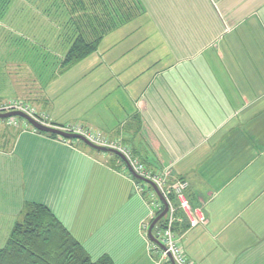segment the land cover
<instances>
[{
	"label": "crops",
	"instance_id": "obj_1",
	"mask_svg": "<svg viewBox=\"0 0 264 264\" xmlns=\"http://www.w3.org/2000/svg\"><path fill=\"white\" fill-rule=\"evenodd\" d=\"M56 1L72 0L12 4ZM141 2L137 27L127 28L133 19L110 30L40 104L53 122L122 137L148 169L188 180L190 206L207 217L191 225L178 211L174 229L190 261L264 264V0ZM5 123L0 227H13L26 202L40 203L94 260L169 264L145 235L155 190L146 181L137 189L120 155Z\"/></svg>",
	"mask_w": 264,
	"mask_h": 264
},
{
	"label": "trees",
	"instance_id": "obj_2",
	"mask_svg": "<svg viewBox=\"0 0 264 264\" xmlns=\"http://www.w3.org/2000/svg\"><path fill=\"white\" fill-rule=\"evenodd\" d=\"M12 2L13 0H0V25L6 16V6ZM44 9L56 10L57 15L59 14L57 19L51 20H54L56 26L61 27V31L56 33L57 38L62 37L60 54H55L52 50L43 52L45 56L41 61L44 62V70L49 66L50 71L48 76L46 73L47 80L64 73L96 51L110 30L145 13L141 0H72L67 3L56 1L47 4ZM17 39L14 42L19 46L18 49L20 46L27 48L28 43L23 41L27 40L26 38ZM19 52L23 56L28 54L24 49H20ZM32 55L38 60L42 53L34 50ZM35 69L41 74V67L36 68L35 65ZM43 80L47 82L46 79ZM37 131L52 136L58 135L38 129ZM137 180L143 181L138 178ZM0 264H115V262L106 254L94 260L82 243L47 206L26 202L21 211V218L15 222L4 245L0 247Z\"/></svg>",
	"mask_w": 264,
	"mask_h": 264
},
{
	"label": "rangeland",
	"instance_id": "obj_3",
	"mask_svg": "<svg viewBox=\"0 0 264 264\" xmlns=\"http://www.w3.org/2000/svg\"><path fill=\"white\" fill-rule=\"evenodd\" d=\"M6 7V16L4 21L0 25V104L5 103L8 99H16L28 103L35 109L36 117L40 119L42 123L48 124L50 126H59L66 130L72 128L92 131L98 134L105 143L117 147L118 150H122L123 152H125L129 156V158L133 160V162L136 163L137 161H139L142 163L141 158L133 153L131 148L123 141L122 137L110 138L109 135L102 133L99 129L77 121L65 123L53 122L50 114L47 112V106H42L40 102L44 100L46 101L45 104L47 105L49 85L51 84V81H53L57 77V75H54L53 78L47 80V76L50 74V71L48 69L49 66L47 67V70H44V62H42L41 60L44 59L45 56V53L43 54V52H46L47 50H52L55 54L61 53L60 48L62 46V37L60 38L58 36V39L56 35L57 32L59 33L61 31V27L59 25L56 26L53 23L54 20H51L54 18L57 19V16L59 14L57 15L56 10H47L46 13V10L44 8L47 7V4H30L26 2H19L17 4H11ZM53 15H55L56 17ZM140 21V19H134L132 22H130V24H128L127 28L130 29L137 27ZM57 24L59 23L57 22ZM56 28L58 30H56ZM17 38H26L27 40L23 41H26L28 43L27 48L20 46V48L18 49L19 46L14 42ZM108 39L109 37H107L106 40L101 44L102 48L107 46L109 41ZM20 49H24L28 54L26 56H23L19 52ZM34 50H39L42 53L38 60L34 58V55H32ZM103 54L105 55V57L107 56V53ZM45 58L47 59V57ZM35 65L36 68L41 67V74L35 69ZM77 69L78 66H74V68L70 70L67 76L72 73L70 75V78H74L76 76ZM43 78L46 79L47 82H44ZM17 118L21 122L25 121V118L21 116H17ZM8 120L9 119L7 118H0V124H2L1 126L4 127V125H6L5 122H7ZM27 123L29 124V129L35 130L30 126V122L27 121ZM23 125L27 124L24 123ZM57 137L63 140L65 139L62 138L61 135H57ZM145 168L146 170H148L146 166ZM148 171L150 172V174L153 173L150 170ZM139 182L142 183V186L143 184H145L143 181ZM153 194L155 195L154 202L157 200L160 201L156 192H154ZM154 202L152 220L150 221L148 226L145 227V235L146 237H148V239L150 238L148 234L149 225L151 224L153 219L164 209V205H161V208L156 207L154 206ZM168 227L169 223L165 221V217L161 218L153 227L154 236L157 235L156 237L160 239V237L163 235V233H165ZM11 228V225L10 227L7 225H3L0 227V247L4 245L7 237L10 234ZM171 229H174V225L171 226ZM150 242L148 246L149 251L155 248V251L158 252V255L161 258H163L164 262L167 261L166 263L169 264H172V261L175 262L173 255L170 254V251L169 253H165L162 247L158 246L152 240Z\"/></svg>",
	"mask_w": 264,
	"mask_h": 264
},
{
	"label": "built area",
	"instance_id": "obj_4",
	"mask_svg": "<svg viewBox=\"0 0 264 264\" xmlns=\"http://www.w3.org/2000/svg\"><path fill=\"white\" fill-rule=\"evenodd\" d=\"M10 110L23 111L29 114L30 116H32L33 118H35L37 121L41 122V120L36 117L35 109L31 105L23 101H19L16 99H8L5 103L0 104V111H10ZM7 119H9L8 120L9 123L14 124V125H22L27 128L29 126L26 119L25 121L21 122L17 118V116H11V117H8ZM24 123L27 125H23ZM30 126L33 129L37 130V128H35L33 125H30ZM56 127L64 131L80 133L95 144L117 148V147H114L112 145L105 143L98 134L92 131L72 129V128H69V130H66L59 126H56ZM61 137L65 138L63 136ZM98 142H102V143H98ZM123 153L127 156L130 162V165L137 173L151 179L153 182H155L159 186L163 195L166 197L168 201L169 207H168L167 217H165V221L169 223V227L165 231V233H163V235L160 237V241L166 245V248H163V251L165 253H169L170 251L171 252L170 254L173 255V258L176 264H195L187 258L179 242V238H178L179 236H177L174 229L173 230L171 229V226L175 225L176 222L180 219L179 217L180 214L178 211L181 209L182 210L184 209L187 212L191 225H195L197 223L204 224L207 222V217L205 216L204 211L200 208L193 209L190 206L189 200L185 195V190L187 189V186H188V180L186 178H178V179H174L173 182H170L168 180V177L170 176V173H171L170 168H166L161 171H153V170L148 169L153 172L152 174H150V172L146 170L145 165L143 163L139 161L135 163L133 162V160L129 158V156L125 152ZM135 186L137 189H140V190L142 189V183L139 181L136 183ZM169 195L171 196V198ZM159 200L160 201L157 200L154 202V206L161 208V205H164V204L160 198Z\"/></svg>",
	"mask_w": 264,
	"mask_h": 264
},
{
	"label": "water",
	"instance_id": "obj_5",
	"mask_svg": "<svg viewBox=\"0 0 264 264\" xmlns=\"http://www.w3.org/2000/svg\"><path fill=\"white\" fill-rule=\"evenodd\" d=\"M11 116H21L23 118H25L28 122L31 123V125H33L35 128H37L38 130L41 131H45V132H51V133H56L58 135H61L65 138H76V139H80L82 141H84L86 144H88L89 146L99 149V150H104V151H111V152H115L118 155H120L124 161L126 162V164L128 165L129 169L131 170V173L138 179H141L143 181H146L148 183H150L156 194L158 195V197L163 201L164 203V209L153 219V221L151 222V224L148 227V234L150 239L155 242L158 246L165 248V245L160 241V239H158L156 236H154L153 234V227L155 226V224L163 217H167V212H168V201L166 199V197L163 195L162 191L159 189L158 185L153 182L151 179L137 173L136 171H134V169L132 168V166L130 165V162L127 158V156L120 150L113 148V147H109V146H105V145H99V144H95L93 142H91L89 139H87L84 135L77 133V132H69V131H64L56 126H50L44 123H41L39 121H37L35 118H33L32 116H30L29 114L20 111V110H10V111H0V118H8ZM172 264H176L174 261H172Z\"/></svg>",
	"mask_w": 264,
	"mask_h": 264
},
{
	"label": "bare ground",
	"instance_id": "obj_6",
	"mask_svg": "<svg viewBox=\"0 0 264 264\" xmlns=\"http://www.w3.org/2000/svg\"><path fill=\"white\" fill-rule=\"evenodd\" d=\"M157 236V235H156Z\"/></svg>",
	"mask_w": 264,
	"mask_h": 264
}]
</instances>
